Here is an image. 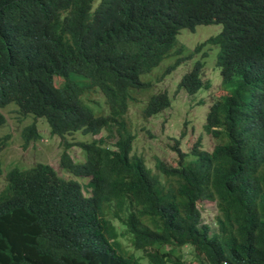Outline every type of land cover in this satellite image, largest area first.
<instances>
[{
  "label": "trees",
  "instance_id": "1",
  "mask_svg": "<svg viewBox=\"0 0 264 264\" xmlns=\"http://www.w3.org/2000/svg\"><path fill=\"white\" fill-rule=\"evenodd\" d=\"M94 2L0 0V127L1 109L15 103L55 135L92 138L65 143L62 175L44 163L8 172L0 264H264V84L252 82L255 71L264 79V0ZM210 24L221 29L170 68L194 62L176 90L193 101L209 86L200 68L221 70L226 94L203 126L216 144L208 149L201 134L186 151L177 139V163H149L134 152L127 119L136 93L152 88L145 118L168 108L173 99L149 74L184 52V29ZM39 135L36 122L26 127L24 147ZM207 203L212 222L203 220Z\"/></svg>",
  "mask_w": 264,
  "mask_h": 264
},
{
  "label": "rangeland",
  "instance_id": "2",
  "mask_svg": "<svg viewBox=\"0 0 264 264\" xmlns=\"http://www.w3.org/2000/svg\"><path fill=\"white\" fill-rule=\"evenodd\" d=\"M98 1L99 0H95L94 5H96ZM220 29L221 26L216 24L198 26L197 32L193 33L196 34L195 37L191 34L186 40H194L195 44L197 41H200L205 37L204 33L209 36L211 33H215ZM186 40L185 42L188 44ZM188 48L192 51L195 49V45L188 44ZM189 49H186L182 54L179 53L176 57H183L188 53ZM175 61V58H165L160 63L161 65L155 67L156 69L154 68L149 74L153 78L152 83L154 84L153 88L155 92L160 90H167L169 92L171 99H173L171 105L168 108L153 114L149 118H145L142 113V108L148 101L149 95L153 93L149 92L152 88L146 89L140 93H136L140 100L131 106L127 115L128 122L137 135L134 143V152L144 156L147 162L152 164L155 162V156H159L169 163H177L178 156L172 148L177 144V139L180 140V144L186 151L191 149L192 145L201 134L204 135L203 143L208 149H213L216 144L215 140H213L210 135H206L203 126L206 121L207 111L210 107L209 104L222 94L219 73L213 71L211 65L204 69V80H207L210 77L212 79L211 87L194 96V100L196 101H193L184 91L181 90L176 92L177 83L179 82L181 75L184 74L193 64V61L183 63L182 65L177 64L174 69L166 73V68L169 65L174 64ZM147 74L142 75L144 80L147 79ZM57 83L60 85L63 83V80L57 79ZM95 97H98V94L89 93L87 96V98L90 99ZM199 98H203L207 102L204 105L196 107V105L199 104ZM13 105L15 104H9V107L5 110L7 123L4 128L3 126L0 128V140L6 135H10L8 144L3 146V149L0 152V162L2 167V173L0 174V191L3 190L7 184V172L9 169L17 165L26 169L32 167V165L38 162H47L52 164L54 168L62 174L60 157L65 149V146L63 145L64 140L61 137L51 135L49 130L50 126L47 120L40 118L41 120L39 119L37 123L39 131H41L43 137L37 141H31L29 145L24 148L22 131L28 124L34 121V119L31 116H20L15 107L17 105ZM5 108H3V110ZM186 121H189L186 126V134L182 135L184 122ZM64 137L71 143L92 139L90 135H84L79 131L69 135L66 134ZM95 137L98 138L100 135ZM70 152L78 162L85 159V153L78 146H72ZM65 173L67 174L66 176H70L68 172L65 171ZM86 181L87 180H84L83 182ZM202 207L204 208L203 220L206 222L214 221L217 214L214 204L207 203ZM125 233V231H121V234ZM121 240L126 243L125 245L128 244L125 240ZM186 258H188L189 261H192L191 259L193 258V255H191L189 251H186ZM143 263L151 264L148 260H145V258L143 259Z\"/></svg>",
  "mask_w": 264,
  "mask_h": 264
},
{
  "label": "clouds",
  "instance_id": "3",
  "mask_svg": "<svg viewBox=\"0 0 264 264\" xmlns=\"http://www.w3.org/2000/svg\"><path fill=\"white\" fill-rule=\"evenodd\" d=\"M184 30H189V31H183L182 33H181V35L179 36L180 37V39H179V44L181 43V45L184 47V51L186 50V49H189L188 48V44H193V45H195V49L194 50H190L189 49V51H188V53L186 54V55H184L183 57H185V56H187V55H190V54H192L195 50H196V47H197V44H198V42L199 41H197L195 44H194V40H192V41H187L186 40V38H188L191 34H193V33H195V32H197V29H195L194 31L193 30H191V29H184ZM211 34H213V33H211ZM195 35L196 34H193V36L195 37ZM184 36H185V38H184ZM204 36L205 37H209L208 36V34H206V33H204ZM203 38L202 40H200V42L202 41H204L206 38ZM185 40L188 42V44L185 42ZM206 48H207V46H206ZM202 50H204L205 51V49H202ZM218 51H219V49H218ZM217 51V52H218ZM173 52L175 53L176 51H175V49L173 50ZM183 53V52H182ZM182 53H180V54H182ZM176 58H180V57H175V59ZM182 58V57H181ZM199 58H201V54H199V53H195L194 55H193V60H198ZM176 62V61H175ZM175 64V63H174ZM181 65L183 64V63H180ZM205 64V63H204ZM161 65V64H160ZM173 65V64H172ZM193 65H194V62H193V64L185 71V73L190 69V68H192L193 67ZM209 65H211L212 67H213V71H215V72H218L219 73V76H220V79H219V82H220V87L222 88V94L221 95H219L220 97L223 95V94H226V91L224 90V88H223V85H222V76H221V70H217V67H216V65L215 64H213V62L211 61V62H209V63H207V64H205V66H203V68H200V70H201V73H202V79H203V81L205 82V83H209V86H207V88H205L203 91H205L206 89H208L209 87H211V84H212V79L209 77L207 80H204V74H203V72H204V69L205 68H207V66H209ZM159 67V66H158ZM175 68V67H174ZM174 68H170V65L166 68V70H165V72L167 73V72H170L172 69H174ZM156 69V68H155ZM168 69H170L169 71H168ZM154 70V69H153ZM152 70V71H153ZM151 71V72H152ZM184 73V74H185ZM259 73H261L260 71H255L254 72V77L252 78V82L254 83L255 82V86L258 84V82H260V83H262V84H264V79H259L258 77H257V75L259 74ZM184 74H182L181 75V77H180V80H181V78H182V76L184 75ZM57 79H59L58 77L55 79L56 80V84H58L57 83ZM60 79H62L63 81H64V79L63 78H60ZM179 80V81H180ZM179 83V82H178ZM178 83H177V85H178ZM59 85V84H58ZM60 85H62V84H60ZM59 85V86H60ZM160 91H162V92H164L163 90H160ZM159 92V91H158ZM202 92V91H201ZM200 92V93H201ZM199 99H203V98H199ZM207 101H205V99H203V103L201 104V105H204L205 103H206ZM11 104V103H10ZM15 104V103H14ZM211 104L212 103H210L209 105L211 106ZM9 105V104H8ZM8 105H6L5 107H3V108H5L4 110H3V108L1 109V112L4 114V116L6 117V113H5V110L7 109V107H9ZM15 105H17V104H15ZM15 105H13V106H15ZM11 106V105H10ZM16 107V109H17V111H18V113H19V115L20 116H22V117H29V116H31V117H33V119H34V121H32L30 124H28L26 127H32V124L34 123V122H36V124H37V130H38V132H39V137H31V139L29 140L28 139V143H27V146L29 145V143L31 142V141H37V140H39L40 138H42L43 136L41 135V131H39V127H38V120L40 119V118H43V117H38V118H34V116L33 115H29V114H24V113H21V112H19V106H15ZM210 108V107H209ZM209 110V109H208ZM208 112V111H207ZM43 119H45V118H43ZM6 120H7V117H6ZM41 120V119H40ZM6 123H7V121H6ZM6 123L3 125V128H4V126L6 125ZM45 123V122H44ZM49 124V123H48ZM26 127L23 129V131H22V137H23V139H24V136H23V132H24V130L26 129ZM48 127V126H47ZM1 128V127H0ZM2 128V129H3ZM49 130H50V133H51V135H54V136H58V137H61V136H59V135H55V134H53L52 133V131H51V128H49ZM1 131V130H0ZM73 133H75V132H73ZM69 134H72V133H69ZM69 134H67V135H69ZM7 136H10V135H6L3 139H1L0 140V152H1V150L3 149V146H5V145H7L8 144V141H7V143L4 145L3 144V140L7 137ZM63 140H64V142H63V145L65 146V149H67L66 148V145H65V143H67V142H69L68 140H67V138H63V137H61ZM9 140V139H8ZM25 141V140H24ZM71 143V142H70ZM74 144V143H73ZM23 146H24V144H23ZM26 146V147H27ZM72 146H78V145H72ZM72 146H70L69 148H68V151H69V153L71 154V152H70V148L72 147ZM26 147H24V148H26ZM79 147V146H78ZM80 148V147H79ZM65 149L63 150V152L65 151ZM63 152L61 153V156H62V154H63ZM82 154V153H81ZM72 156V155H71ZM61 158V157H60ZM72 158L75 160V158L72 156ZM1 163V162H0ZM39 163H44V164H49V163H47V162H38V163H36V164H39ZM36 164H34V165H36ZM34 165H32V167L34 166ZM49 165H51L52 167H54L52 164H49ZM19 166V165H18ZM60 166H61V160H60ZM15 167V166H14ZM22 168V167H21ZM30 168V167H29ZM61 168V167H60ZM1 169H2V167H1ZM11 169H9V171H10ZM56 170V169H55ZM8 171V172H9ZM61 171H62V174L64 173V170L61 168ZM8 172H7V174H8ZM57 172L59 173V171L57 170ZM1 174V173H0ZM60 174V173H59ZM61 174V175H62ZM67 175V174H66ZM7 177V176H6Z\"/></svg>",
  "mask_w": 264,
  "mask_h": 264
}]
</instances>
